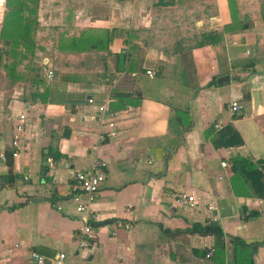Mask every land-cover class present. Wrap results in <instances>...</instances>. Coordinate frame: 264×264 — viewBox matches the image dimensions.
I'll return each mask as SVG.
<instances>
[{"label":"crops","instance_id":"obj_1","mask_svg":"<svg viewBox=\"0 0 264 264\" xmlns=\"http://www.w3.org/2000/svg\"><path fill=\"white\" fill-rule=\"evenodd\" d=\"M32 18L0 54V264H35L31 250L49 264H229L230 237L256 245L241 264H264V198L231 167L264 174V0H38ZM228 126L239 145L220 144ZM95 159L106 177L79 247L72 174ZM210 221L223 248L180 232Z\"/></svg>","mask_w":264,"mask_h":264},{"label":"built area","instance_id":"obj_2","mask_svg":"<svg viewBox=\"0 0 264 264\" xmlns=\"http://www.w3.org/2000/svg\"><path fill=\"white\" fill-rule=\"evenodd\" d=\"M0 3L3 4V0L0 1ZM1 4V5H2ZM0 5V6H1ZM146 73L150 76L154 75V71L147 69ZM48 75L52 77L51 71H48ZM91 102L92 99H89ZM240 104L237 101H232L229 105V109L232 113H236L240 110ZM99 111L102 113L101 116H99V120L101 124H106V121H104L103 112L105 111L104 106H101L99 108ZM217 128H219V124L215 125ZM22 127L20 124L17 125L16 131H21ZM116 130L114 127V124L109 123V128L103 129L99 132V139L104 140L106 138H110L116 135ZM17 134L14 136V139L12 141V144L15 146L17 144ZM13 155L15 156V152H13ZM5 155L3 152H0V161L4 160ZM47 163L49 167H53L54 162L52 157L47 158ZM226 162H222V166H226ZM106 166L107 163L104 160H98L95 159L90 166V168L86 170H80L75 171L72 174V188L73 192L71 193V200L74 205V209L77 213H79L84 220V224L79 227L77 235V242L79 247H85L89 244L88 236L92 233V227L88 223V219L92 216L91 213V202L97 197L100 186L102 182L105 180L106 177ZM177 201L180 204H183L185 206L192 207L195 204V198L193 195H189L187 193H180L177 197ZM61 207L58 206V209ZM117 227L129 228L130 225L128 223L122 224L121 222L116 223ZM212 253L209 251L207 253V256H210ZM30 256L34 260L35 264H49L45 257L35 250L30 251ZM51 264V263H50ZM54 264H66V254L64 252H60L57 254Z\"/></svg>","mask_w":264,"mask_h":264},{"label":"trees","instance_id":"obj_3","mask_svg":"<svg viewBox=\"0 0 264 264\" xmlns=\"http://www.w3.org/2000/svg\"><path fill=\"white\" fill-rule=\"evenodd\" d=\"M219 140L220 144L223 146H235L241 143L239 134L232 126L224 128V130L219 133ZM9 152L10 153L8 154L13 156V152H15L13 144ZM8 163L11 166V162L9 161ZM231 167L235 174L244 175L249 180L257 196L264 198V174L256 167L254 163L243 157L236 156L232 158ZM180 232H198L199 234L203 235L215 234L222 241L220 246L222 248L224 247L222 231L220 227L214 222L210 221L204 225L200 223H194L191 228L180 230ZM230 240H232V252L229 264H241V261H247L246 254L248 255V250H250V254L248 255L249 258L255 251L256 245L247 244L236 237H230Z\"/></svg>","mask_w":264,"mask_h":264},{"label":"rangeland","instance_id":"obj_4","mask_svg":"<svg viewBox=\"0 0 264 264\" xmlns=\"http://www.w3.org/2000/svg\"><path fill=\"white\" fill-rule=\"evenodd\" d=\"M3 2L4 6H0V54L1 50L5 48L3 39L11 38L10 35L15 32L14 29L11 30L12 24L33 22L32 11L38 4V0H3ZM2 23H6L9 30L2 29Z\"/></svg>","mask_w":264,"mask_h":264},{"label":"water","instance_id":"obj_5","mask_svg":"<svg viewBox=\"0 0 264 264\" xmlns=\"http://www.w3.org/2000/svg\"><path fill=\"white\" fill-rule=\"evenodd\" d=\"M2 3H0L1 5ZM224 80H228V77L227 76H222L218 79V82H222ZM69 129L68 128H65L64 131H63V136L67 137L69 135Z\"/></svg>","mask_w":264,"mask_h":264}]
</instances>
